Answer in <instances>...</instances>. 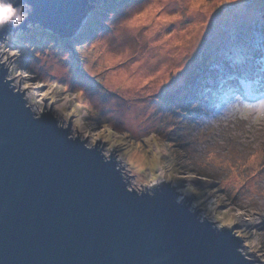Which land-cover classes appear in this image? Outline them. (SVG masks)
Masks as SVG:
<instances>
[{
    "label": "rangeland",
    "instance_id": "obj_1",
    "mask_svg": "<svg viewBox=\"0 0 264 264\" xmlns=\"http://www.w3.org/2000/svg\"><path fill=\"white\" fill-rule=\"evenodd\" d=\"M30 28L0 60L32 110L112 151L131 189L170 181L264 264V0H96L72 36Z\"/></svg>",
    "mask_w": 264,
    "mask_h": 264
},
{
    "label": "water",
    "instance_id": "obj_2",
    "mask_svg": "<svg viewBox=\"0 0 264 264\" xmlns=\"http://www.w3.org/2000/svg\"><path fill=\"white\" fill-rule=\"evenodd\" d=\"M95 1L9 0L25 19L0 27V41L31 25L72 36ZM8 76L0 60V264L260 261L232 227L201 219L190 196L178 201L170 181L131 189L112 151L71 135L48 107L36 114Z\"/></svg>",
    "mask_w": 264,
    "mask_h": 264
},
{
    "label": "clouds",
    "instance_id": "obj_3",
    "mask_svg": "<svg viewBox=\"0 0 264 264\" xmlns=\"http://www.w3.org/2000/svg\"><path fill=\"white\" fill-rule=\"evenodd\" d=\"M23 9L15 7L9 0H0V27L13 23L19 25L25 19Z\"/></svg>",
    "mask_w": 264,
    "mask_h": 264
},
{
    "label": "snow or ice",
    "instance_id": "obj_4",
    "mask_svg": "<svg viewBox=\"0 0 264 264\" xmlns=\"http://www.w3.org/2000/svg\"><path fill=\"white\" fill-rule=\"evenodd\" d=\"M194 7H199V4H195ZM162 19H175V17H162ZM26 86L28 87V85Z\"/></svg>",
    "mask_w": 264,
    "mask_h": 264
},
{
    "label": "trees",
    "instance_id": "obj_5",
    "mask_svg": "<svg viewBox=\"0 0 264 264\" xmlns=\"http://www.w3.org/2000/svg\"><path fill=\"white\" fill-rule=\"evenodd\" d=\"M38 26H39V25H38ZM40 27H41V26H40ZM41 28H42V27H41ZM43 30H44V31H48V32H51V31H49V30H46V29H44V28H43Z\"/></svg>",
    "mask_w": 264,
    "mask_h": 264
}]
</instances>
